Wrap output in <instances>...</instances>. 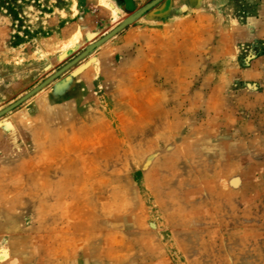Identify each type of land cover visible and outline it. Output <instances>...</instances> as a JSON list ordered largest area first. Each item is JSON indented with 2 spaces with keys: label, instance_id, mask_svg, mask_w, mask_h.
Masks as SVG:
<instances>
[{
  "label": "rangeland",
  "instance_id": "1",
  "mask_svg": "<svg viewBox=\"0 0 264 264\" xmlns=\"http://www.w3.org/2000/svg\"><path fill=\"white\" fill-rule=\"evenodd\" d=\"M152 1L0 0V112ZM0 264H264V0H163L0 117Z\"/></svg>",
  "mask_w": 264,
  "mask_h": 264
},
{
  "label": "water",
  "instance_id": "2",
  "mask_svg": "<svg viewBox=\"0 0 264 264\" xmlns=\"http://www.w3.org/2000/svg\"><path fill=\"white\" fill-rule=\"evenodd\" d=\"M162 1L163 0H153L151 3H149L148 5H146L144 8L138 10L137 12H135L134 14H132L131 16H129V18H127L118 28H116L114 31H112L110 34H108L102 40L98 41L97 43H95L94 45H92L91 47H89L84 53H82L79 57H77L71 63H69L68 65H66L64 68H62L60 71H58L55 75H53L51 78H49L43 84H41L39 87H37L36 89H34L32 92H30L29 94H27L25 97H23L22 99H20L19 101H17L13 105L9 106L8 108H6L2 112H0V117L4 116L8 112L12 111L16 107H18L20 104H22L23 102H25L27 99H29L30 97H32L33 95H35L37 92H39L40 90H42L44 87H46L52 81H54L55 79H57L59 76H61L63 73H65L71 67H73L79 61H81L82 59H84L85 57H87L88 55H90L96 48H98L99 46H101L102 44H104L105 42H107L108 40H110L112 37H114L115 35H117L118 33H120L127 26L133 24L136 20H138L139 18H141L143 15H145L148 11H150L151 9H153L155 6H157Z\"/></svg>",
  "mask_w": 264,
  "mask_h": 264
},
{
  "label": "bare ground",
  "instance_id": "3",
  "mask_svg": "<svg viewBox=\"0 0 264 264\" xmlns=\"http://www.w3.org/2000/svg\"><path fill=\"white\" fill-rule=\"evenodd\" d=\"M113 15H114V17H117V14H116V12L115 11H113ZM113 38V37H112ZM78 40V39H77ZM74 44V43H73ZM72 46V40H67L66 42L64 41V42H62L61 44H60V47L62 48V49H69L70 47ZM97 49V48H96ZM95 49V50H96ZM94 50V51H95ZM93 51V52H94ZM97 61V60H96Z\"/></svg>",
  "mask_w": 264,
  "mask_h": 264
}]
</instances>
